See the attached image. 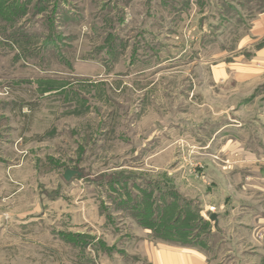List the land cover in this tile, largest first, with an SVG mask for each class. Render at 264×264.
Returning <instances> with one entry per match:
<instances>
[{
    "label": "rangeland",
    "instance_id": "1",
    "mask_svg": "<svg viewBox=\"0 0 264 264\" xmlns=\"http://www.w3.org/2000/svg\"><path fill=\"white\" fill-rule=\"evenodd\" d=\"M262 12L264 0H0V264L186 248L115 207L124 177L134 195L168 181L190 199L213 223L194 246L211 259L254 247L264 75L237 73L262 46L243 44Z\"/></svg>",
    "mask_w": 264,
    "mask_h": 264
},
{
    "label": "trees",
    "instance_id": "2",
    "mask_svg": "<svg viewBox=\"0 0 264 264\" xmlns=\"http://www.w3.org/2000/svg\"><path fill=\"white\" fill-rule=\"evenodd\" d=\"M120 175L123 177L124 173H118V179L121 178ZM122 179L124 180L116 181V186L121 184V187L116 189L120 197L115 207L127 210L131 217L140 226L150 230L157 240L186 247L201 244L202 240L195 234V230L197 227L210 230L213 223L206 222L198 212L194 213L191 200L184 197L170 182L149 183L146 189L133 183L132 189L138 191V194L134 195L126 183L131 178ZM123 191L126 194L123 195Z\"/></svg>",
    "mask_w": 264,
    "mask_h": 264
},
{
    "label": "crops",
    "instance_id": "3",
    "mask_svg": "<svg viewBox=\"0 0 264 264\" xmlns=\"http://www.w3.org/2000/svg\"><path fill=\"white\" fill-rule=\"evenodd\" d=\"M248 36V37H247ZM243 38V44L245 47L251 49L253 44H262L258 50H256L250 58L248 64L242 65V68H238L239 78L243 80H251L254 77L264 75V12L259 14L249 30V35ZM263 42V43H262ZM224 77L223 74H214V78L220 79ZM259 180H264V161L259 166ZM249 210L246 217H250ZM218 222H219V214ZM218 224V223H217ZM146 231V230H145ZM253 232L250 236V243H254V247H250V250L236 251L233 249L226 252L227 255H233L230 261H219L211 259L209 254L195 247H177L167 244H153L149 241H145L144 249L141 252L132 255L134 258L131 260V264H135V261L139 257H143L146 260V264H264V216L258 215L254 220ZM133 237H130L132 242ZM129 240V239H128ZM230 242V237L228 238ZM256 247V248H255ZM262 247V248H261ZM117 252V251H116ZM125 251L120 252L124 254ZM106 253V252H105ZM223 251H218L216 258L223 256ZM137 256V257H135ZM238 259V261H237ZM215 260V261H214Z\"/></svg>",
    "mask_w": 264,
    "mask_h": 264
},
{
    "label": "water",
    "instance_id": "4",
    "mask_svg": "<svg viewBox=\"0 0 264 264\" xmlns=\"http://www.w3.org/2000/svg\"><path fill=\"white\" fill-rule=\"evenodd\" d=\"M75 177H83V173L73 170V169H67L64 173V179L66 181H71ZM211 221H214L218 223V215L217 214H212L210 216Z\"/></svg>",
    "mask_w": 264,
    "mask_h": 264
},
{
    "label": "built area",
    "instance_id": "5",
    "mask_svg": "<svg viewBox=\"0 0 264 264\" xmlns=\"http://www.w3.org/2000/svg\"><path fill=\"white\" fill-rule=\"evenodd\" d=\"M211 212H215V209H213Z\"/></svg>",
    "mask_w": 264,
    "mask_h": 264
}]
</instances>
